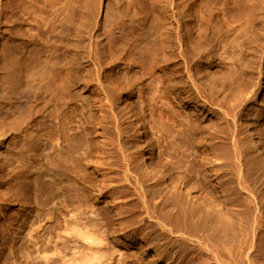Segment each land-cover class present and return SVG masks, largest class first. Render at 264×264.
Returning a JSON list of instances; mask_svg holds the SVG:
<instances>
[{"label": "bare ground", "instance_id": "bare-ground-1", "mask_svg": "<svg viewBox=\"0 0 264 264\" xmlns=\"http://www.w3.org/2000/svg\"><path fill=\"white\" fill-rule=\"evenodd\" d=\"M115 2L97 13L78 0H0V180L13 192L0 205L26 209L13 252L26 264H255L260 221L246 209L235 225L228 184L264 180V0L242 26L240 0H166L152 19ZM67 62L83 87L69 78L56 94ZM92 166L120 169L118 188L152 232L137 241L118 211L113 225L97 212Z\"/></svg>", "mask_w": 264, "mask_h": 264}, {"label": "rangeland", "instance_id": "rangeland-1", "mask_svg": "<svg viewBox=\"0 0 264 264\" xmlns=\"http://www.w3.org/2000/svg\"><path fill=\"white\" fill-rule=\"evenodd\" d=\"M78 1L80 3H82L83 6L87 5V6L93 7L95 9V12H97V13L99 12V10L101 8L103 9L104 7H108V9L110 8L109 10H111V9L114 10L116 8L115 0L114 1H112V0H78ZM116 1H118L119 4L122 5L123 7L131 6L133 8L136 5L145 6L147 8L146 13L147 14H151L150 15L151 19L153 17L156 18V17L160 16V11H157L158 9H156V10H154V9L156 7H159L160 5H163V3H166L165 2L166 0H116ZM221 1H222L221 3L228 2V0H224V1L221 0ZM205 2H206V4H205ZM240 2H241L240 4L243 6V13L239 17L235 18V19H239L238 22L241 23L240 25L238 24L237 26L245 25L250 20V15H249L248 11H250V9L252 7H254V6L259 7V5L261 4L260 0H240ZM197 3H199V5H203L204 4L205 6H209V5H213L214 6L213 3H215V0H211V1L210 0H199V1L197 0ZM205 6H200V7H205ZM245 11H246V13H245ZM112 16L114 17V14H112L111 17ZM110 18H109V21H112L113 19L111 18V20H110ZM238 22H236V23H238ZM236 23H235V25H236ZM106 28H104V31L108 30V29L106 30ZM125 29H127V28H125ZM70 48H71L70 49V53H71L75 49V46L74 47L71 46ZM136 69L137 68H135V70ZM61 71H62V73L59 75V77L56 79V81L54 82L53 86L51 87V90L53 92H56V94H58L59 91L67 83L69 78L72 79V83H74L76 85V87L77 86L83 87L82 79H83V77L85 75H81V77L79 79H76V77L75 78L71 77L70 76L72 74L71 73V65L69 64V62H67V64L66 63L63 64V66L61 68ZM136 71H138V69ZM161 71H162V69L156 70L157 73L155 71L152 72V75L150 76L151 80L156 78L157 76L161 75ZM154 75L155 76L157 75V76L155 77ZM91 77H93V76L91 75ZM91 77L89 76L88 78H86L87 81L84 80V85L85 86L87 85V87H88L87 89L89 91L87 89L86 90H87V92L89 94H95L96 92L93 91L92 87H91L92 86V78ZM151 80L149 79V81H151ZM149 81L143 82L142 84L139 85L138 88H140V89H144V87L146 88V84ZM26 84H29V83H25L24 85H26ZM141 87H143V88H141ZM138 91L139 90L136 89L135 93H133V91L128 92L127 96L125 97V99L126 98L128 99V101L126 102L127 105H135V104H137V101H138V98H139V97H137V95L139 93L138 94H136V93ZM133 94H135V95H133ZM148 114H149V111H148ZM148 119H150V117H148ZM12 137H11V139H12ZM11 139H9V141ZM112 169H114V168H112ZM115 170H116V168H115ZM82 171H83V169H82ZM88 172H89L90 177H91L92 186L101 188V190L99 191V194H97V190H95V189L92 190L91 194H92L93 197L90 196L89 200H90V202L92 204H94L96 206V210H97L98 213L105 214L106 219L108 220V222H110V225H113V223H115L114 222L115 215H114V212H113V209H114V211H118V213H119L118 214V218H119L118 220L121 221V222L119 221V223L123 226L122 228L125 229L124 231L128 232L129 234L130 233L134 234V239H136L137 241H139V239H140L139 237L144 235L145 232H146V234L152 232L150 228H145L147 226H143V224L142 225L140 224V220L142 219L141 217L144 215L143 214L144 210H143V208L141 206L137 205V201H134V198H136V196H133L130 192L128 193L126 190H120L118 188L120 185H126V183L121 182V181H123V178H122V172L120 171V169H118L117 171H114V170L110 169V171H109L108 168H106L104 166L103 167L101 166L98 169H96L95 166H92V167H89V171ZM3 181L4 180H2V181L0 180V198L1 199H3L2 197H5L4 195L10 196L13 193V192H9L10 191L9 190V188H10L9 185L10 184L5 183V181L4 182ZM248 181L244 180V182H245V184L243 182L244 189L243 190L242 189L241 190L237 189L238 192L236 190H233L235 187L238 186V181H232V183L228 184L229 189H231V194L233 193L231 196L233 197V199L237 200V203L240 205V206H236V207H238L237 211H238V209L240 211H242L241 213H239L240 211H238L239 214H237V216L240 215L238 218H237V216H233V218H235V219H233V221L236 220V222H235L236 224L235 223L234 224L238 225L240 223L241 217H244L243 213L246 212V209L250 210L253 213L255 212L257 214V215H255V213H254V216H256V220L259 219L260 223L258 222V231H256L257 232L256 233V236H257L256 238L257 239H256V241H254V243H253L254 244V248H252V251L250 253H251L252 257H253V260L254 259L256 260L255 264H264V243H263L264 242L263 241V239H264V180L255 181L254 182V180L250 181V179H248ZM119 182H121V183H119ZM13 185L16 186L15 184H13ZM80 186L82 187L83 185H80ZM231 186H232V188H231ZM245 188L248 189L249 191L246 190ZM15 190L16 189H14V191ZM239 191H241V192H239ZM247 192H250V193L252 192L251 194H252L253 197L251 196V194H249V193L247 194ZM5 193H7V194H5ZM234 193H236V195ZM239 193H240L241 196L239 195ZM23 194L25 196H28V195L30 196V193H27L26 189H23L22 192H21V195L18 194V196H24ZM242 196H244V197L242 198ZM247 198L250 199V200L251 199L253 200V201L251 200V203H250L251 207L246 205V199ZM115 200H116V202H115ZM124 200L126 201L125 202L126 204L123 203ZM241 200H243V201H241ZM113 203H114V205H113ZM116 203H118L119 205H117ZM252 203H254L255 208H254ZM9 204H10V206H9ZM96 204H98V205H96ZM107 205H110V206H107ZM111 206H113V207H111ZM245 206L248 207V208H246ZM240 207L243 210H241ZM24 208L25 207L23 206L22 203H20V204L17 203V204L14 205L11 202H4V201L1 202V205H0V215H1L0 216V229H1L0 230V232H1L0 233V245H1V247H0L1 248L0 249V264H1V262H2V264H4L5 254L6 255H11L12 253H14L13 255H15V257L12 256L14 258V260H12L13 258L10 259L12 261H10L9 264L10 263L11 264H26V262H24V260L22 259L21 255L17 254L16 251L13 252V250H15V243H16L15 238H14V234H13V230L16 229L19 220L22 219L21 218L22 215L24 214V212H26V209H24ZM3 212H5L4 213L5 215H9V220L8 221H10V223H11L10 227L12 226L11 228L8 227V228L11 229L9 231H7V229H6V225H8V224L6 223V221H5L4 217H3ZM241 215H243V216H241ZM161 220L162 219H160V221ZM237 222H238V224H237ZM53 226H55V225L52 224V227ZM4 228H5V230H4ZM157 230H160L159 227L155 228V231H157ZM10 233H12V234H10ZM260 234H262V235H260ZM7 240H8V243H7ZM250 240H252V235H250ZM261 241H263V242H261ZM10 244H12V245H10ZM242 244H243V242H238V243L236 242V243L233 244L234 247H235L234 249L237 250L239 253L240 252L242 253V252L245 251L246 246L243 247ZM258 244H259V246H258ZM5 247H7V248L5 249ZM137 249H139V247ZM241 249L244 250V251H242ZM18 259H19V261H18ZM244 263L248 264V261L244 260V262H242V264H244ZM125 264H130V263H125ZM140 264H149V263H148V261H146V262H143V263H140Z\"/></svg>", "mask_w": 264, "mask_h": 264}]
</instances>
